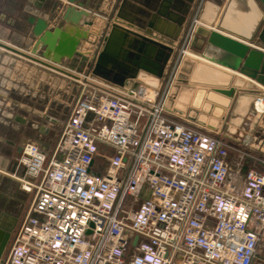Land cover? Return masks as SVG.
I'll use <instances>...</instances> for the list:
<instances>
[{"label": "built area", "instance_id": "2783aa9c", "mask_svg": "<svg viewBox=\"0 0 264 264\" xmlns=\"http://www.w3.org/2000/svg\"><path fill=\"white\" fill-rule=\"evenodd\" d=\"M149 93L82 92L53 149L23 145L11 176L33 199L1 264H253L264 161L232 175L218 139Z\"/></svg>", "mask_w": 264, "mask_h": 264}, {"label": "rangeland", "instance_id": "374dc122", "mask_svg": "<svg viewBox=\"0 0 264 264\" xmlns=\"http://www.w3.org/2000/svg\"><path fill=\"white\" fill-rule=\"evenodd\" d=\"M225 1L193 0V8L186 17L185 22L182 20L181 26H175L177 29H181L182 34L178 33L174 36L175 27L169 23H164L162 34L170 33L173 35L171 37L174 43L172 51L158 56L161 57V61L160 59L151 61L152 66L150 69L155 74L138 70L134 77H129L125 73V85L122 86L112 81L114 76H120L115 70L109 73V79L103 78L101 74L93 73L94 60L96 61V57L105 43L103 41L105 33L104 36H101L102 39L98 40L100 42L91 54L82 57L77 56L79 59L81 57L79 61L75 59L65 60L58 66L67 74L55 72L28 59L12 55L16 61L13 64V82L9 85L11 89L8 97L1 96L0 103L15 104V106L0 107V130H2V134L4 130H8L9 134H15L17 145H20L21 141L31 142L38 145L39 148L45 146L51 150L56 146L63 125L72 111L71 108L82 92L96 89L100 93L110 92L113 96L124 97L126 90L134 88L138 91L143 89L148 92H156L158 94L157 99H159L162 93L167 90L169 96L166 99L165 106L180 109L184 113V115L169 113L171 115L170 119L218 139L226 149L232 175L239 174L238 178H240L243 175V169H245L244 174L246 170L262 172L263 165L261 163L264 161V113L259 119L255 118V115H258L261 106L264 107V91L256 85L248 83L255 92H245L244 88L235 86L243 85L244 82L232 74L230 80L220 87H232L236 91L232 98L219 101L221 98L218 95L210 94V90L218 88L219 85L193 81L194 71L202 63L193 58L185 57L183 53L186 51L189 54L199 55L202 52V50L197 51L194 49L190 43L194 26L197 27L196 22H200L199 25L201 24L199 18L202 16L208 2L216 5L214 6L216 13L213 14L214 18L212 20L216 23V19L220 17L222 10L225 8ZM254 2L257 3L256 0ZM13 3L16 2L13 1ZM257 5L261 13L260 25L263 22L264 13L260 3H257ZM182 18L184 19L183 15ZM17 26L19 32L18 30L13 34L7 32L4 40L22 51L24 50L25 53H29L27 48L33 41L29 26L23 21L18 23ZM255 44L256 41L251 43L253 46ZM17 45H21V47ZM34 57L39 59L38 55ZM256 78L259 79L260 77L256 76ZM181 82L184 85L177 84ZM183 88L188 90L197 89L196 95L184 96L185 99L180 101L183 96H179V94ZM172 93L177 94V96L172 97ZM197 93L201 95H197ZM243 96L250 97L249 102L246 103L247 109L245 110L247 111L244 115L235 110L238 98ZM196 97H199L198 102L195 101ZM248 107L252 111L255 110L256 113L254 112L251 115V112H248ZM186 117H190L192 120L186 119ZM198 119L204 120L203 122L210 126H216L214 129L201 126L196 122ZM101 155L109 158L111 152L102 151ZM105 162V159H101L97 161V164L103 165ZM30 195L32 201L33 195ZM13 203L15 204V202ZM18 224L19 222H17V226ZM253 264H264V236Z\"/></svg>", "mask_w": 264, "mask_h": 264}, {"label": "crops", "instance_id": "0c3cea01", "mask_svg": "<svg viewBox=\"0 0 264 264\" xmlns=\"http://www.w3.org/2000/svg\"><path fill=\"white\" fill-rule=\"evenodd\" d=\"M15 1L16 3H13ZM36 0H0V43L2 45H8L12 48H16L17 50H21L10 43L4 40L6 39V33L16 32L18 28V23L25 22L27 26H29L30 31L32 30V25L28 23V17L32 16L35 18H43L48 22L50 28H55L58 25L62 27H70L65 23H62L59 19V15L63 11V7L65 4H61L56 8V12H53V6L55 4L54 0H45L39 8L34 6ZM82 3L83 9L88 12V21H92V26L90 28L85 27L84 29L88 32V39L81 43L80 47L78 48V53L74 57L76 61H79L82 56L89 55L91 52L96 48L99 44L104 33L107 35L109 28L111 27L112 19L115 15L116 10L118 9V5L121 0H80ZM18 2V3H17ZM211 2V1H210ZM206 3L202 16L199 18L201 21L196 22V26H194V31L191 33V46L194 47L197 51L202 50V52L196 56L198 58H194L196 61H202L205 66H208L209 69L215 68L217 70L226 72L230 71L228 68H224L220 64L216 63L213 60H208L204 58H214L217 62L227 64L226 66L232 68L233 71H236L237 74L241 75H250L255 74V77H261L262 81L264 82V72L261 70L262 67V60L264 58V50L263 48L255 44V46L251 45L252 36L254 34V27H256L257 19L261 16L260 9L257 3L254 0H226L225 1V8L222 10V14L218 19L213 22V14L216 13V9L213 3ZM261 19V17H260ZM261 21V20H260ZM260 23V22H259ZM164 30V23L159 25ZM259 26V25H258ZM257 26V27H258ZM257 29V28H256ZM255 29V30H256ZM105 30V32H104ZM162 30V31H163ZM215 32L217 35H221L223 37H229L235 41L240 42L241 44H245L248 47V52H246V62L247 65L244 66V59L240 60L237 56L229 53H225L221 49L215 47L210 40L211 35ZM181 33V29H177L175 27L173 35H177ZM105 35V36H106ZM190 35V34H189ZM251 38L250 40H248ZM34 40V39H33ZM33 41L31 42L29 47L27 48L29 51L33 45ZM20 46L21 45H17ZM254 47V48H253ZM22 51V50H21ZM24 51V50H23ZM22 51V52H23ZM192 55V54H191ZM77 56H81L80 59ZM188 57V56H185ZM191 58V57H190ZM191 58V59H192ZM27 60V59H26ZM205 60V61H204ZM14 62H16L12 54L5 50L0 46V97L5 96L8 97L10 92V84L13 82V72H14ZM95 62V60H94ZM208 64V65H207ZM255 64V65H254ZM213 67V68H211ZM206 68V67H205ZM206 68V71H210ZM226 70V71H225ZM241 71L245 73L242 74ZM258 75H257V73ZM217 73V72H215ZM219 73V71H218ZM240 78V76L233 74ZM249 77V76H248ZM231 78V75L225 78V82L214 81L204 78H196L193 77V81L198 83H207V84H215L219 85L218 88H214L210 90V94L218 95L219 100L222 99H230L232 97H226L223 94L219 93L218 91H227L232 87H220L223 84H226ZM241 79V78H240ZM252 79V78H251ZM242 80V79H241ZM243 85H235L238 88H244L245 92H255L249 84L254 85L252 82H248L246 80H242ZM256 81V79H253ZM257 82V81H256ZM177 83V84H181ZM249 83V84H248ZM176 85V83H175ZM177 86V85H176ZM13 89V88H12ZM200 89V88H199ZM234 89V88H233ZM262 89V88H261ZM179 90V89H178ZM235 90V89H234ZM264 91V89H262ZM236 91V90H235ZM234 91V93H235ZM150 92V91H149ZM197 89L193 88L192 90H188L183 88L179 96H183L181 100H184V96H193L196 95ZM149 94H153L150 92ZM208 94V95H210ZM197 95H201L197 93ZM177 94L172 93V97H176ZM224 97V98H223ZM2 99V98H0ZM250 97L243 96L239 97L237 101L236 111L238 113H246L247 109L246 106L249 102ZM223 102V101H222ZM226 105V104H225ZM8 106H15V104H2L0 103V107H8ZM223 108V106H222ZM221 108V109H222ZM226 108V106H225ZM249 108V107H248ZM171 114L175 115H184V113L180 109L176 108H168ZM251 112V115L254 114L255 110H251L249 108L248 112ZM182 112V113H181ZM256 113V112H255ZM262 113H264V107L259 108L258 115H255V118H261ZM186 119L192 120L190 117H186ZM202 120V118H201ZM201 120H196L199 125L209 127V129H214L216 125H208ZM4 124V123H3ZM16 139L15 134H9L8 130H4L2 134V130H0V218L1 213L8 215L9 217H14L18 222L19 219L22 218L25 213L27 212V208L30 205L31 195L26 194L21 191L19 183L12 178V174L16 176H21L22 171L16 167L17 158L19 153L15 151ZM42 150H49L47 147L43 146ZM229 171L231 172V166H229ZM244 176H241V178ZM15 202V204L13 203ZM21 220V219H20ZM7 224V223H6Z\"/></svg>", "mask_w": 264, "mask_h": 264}, {"label": "water", "instance_id": "95a60500", "mask_svg": "<svg viewBox=\"0 0 264 264\" xmlns=\"http://www.w3.org/2000/svg\"><path fill=\"white\" fill-rule=\"evenodd\" d=\"M45 0H36L34 6L39 8ZM180 0H121L119 7L112 19V25L107 35L103 39L104 46L97 55L94 64L93 73L101 74L103 78L109 79L112 70L117 71L120 76L113 77L112 81L120 86L125 85V73L129 77H134L138 70L155 72L151 70V61L160 59V55L165 52L170 53L174 46L170 33H164L160 30L161 23H169L172 26L182 25V16L184 12L176 7ZM260 3L264 13V0H256ZM53 13L61 4L64 9L59 15L62 23L70 27H62L58 25L50 28L48 22L39 17H28V23L32 25L31 34L33 36V45L29 53L21 52L8 45L0 46L5 50L11 51L17 56L43 65L55 72L67 74L58 66L63 61H71L78 53L81 43L88 39V32L85 27L90 28L93 24L88 21V12L83 9L80 0H54ZM263 22L257 27L253 36L252 43L256 44L264 50V16ZM210 42L225 53L233 54L238 59H244L246 62V52L248 47L229 37L221 35H211ZM38 55L39 59L36 56ZM157 56V58H156ZM161 61V59H160ZM264 63V58L262 60ZM263 66V65H262ZM264 72V69H261ZM242 74L245 73L241 71ZM252 79H256L264 85L261 77L257 79L255 74L248 75ZM234 89L227 91H218L226 97H232ZM245 172V169H243ZM14 217L1 213L0 218V256L5 247L10 229L6 225L15 222ZM7 223V224H6Z\"/></svg>", "mask_w": 264, "mask_h": 264}, {"label": "bare ground", "instance_id": "6f19581e", "mask_svg": "<svg viewBox=\"0 0 264 264\" xmlns=\"http://www.w3.org/2000/svg\"><path fill=\"white\" fill-rule=\"evenodd\" d=\"M260 17L261 16H259V19H257L258 21H257V24H256V27H254L255 29L257 28V26L259 25V22H260ZM162 27V26H161ZM160 26H159V28H160V30H163L162 28H161ZM255 29H254V31H255ZM251 38H249L248 40H250ZM254 48V47H253ZM12 55H14V56H16V57H19V56H17L16 54H14L13 52H11V51H9ZM184 53V55L185 56H188V57H194V58H198V56H196V55H191V54H189V52H183ZM204 58H206V59H210V60H213V61H215L216 63H218V64H220L221 66H223L224 68H228V69H230V71H226V72H223V71H220V70H217V69H215V68H213V67H211V68H213V70L212 69H209V67L208 66H205V65H202V64H204V63H202V61H200L202 64H199L198 65V67L196 68V70L194 71L195 72V76H196V78H204V79H209V80H214V81H220V82H225V78L226 77H228V76H230V75H232V74H236V75H238V76H240V78L243 80H246V81H248V82H252L254 85H256L257 87H259V88H262V89H264V85H262L261 83H257L256 81H253V79H251L250 77H248V76H246V75H241V74H237L236 73V71H233L232 70V68H230V67H228V66H226L227 64H224V63H220V62H217L214 58H207L206 56H204ZM199 59V58H198ZM205 61V60H204ZM208 65V64H207ZM255 65V64H254ZM263 66L261 67V69H264V63L262 64ZM208 68L210 71L208 72V71H206V68ZM218 71H219V73H218ZM215 72H217V73H215ZM216 81V82H217ZM197 99V100H196ZM198 100H199V97H196L195 98V101L196 102H198ZM166 110H167V112H169V113H171L170 111H169V109H168V107L166 108ZM263 161V160H262Z\"/></svg>", "mask_w": 264, "mask_h": 264}, {"label": "flooded vegetation", "instance_id": "af4514ba", "mask_svg": "<svg viewBox=\"0 0 264 264\" xmlns=\"http://www.w3.org/2000/svg\"><path fill=\"white\" fill-rule=\"evenodd\" d=\"M177 7L181 10L180 12H184L183 16H184V22L186 17H188L189 13L191 12L192 8H193V0H180L178 4H176ZM182 16V15H181ZM26 142L21 141V143H19L20 145H15V151L18 152L19 154L21 153L22 147ZM17 220H15V222L11 223L10 225H6L10 231L8 232V238L6 240L5 243V247L3 249V252L1 253L0 256V264H1V260L3 259V257L5 256V254L7 253L9 247H10V243L11 240L16 232V226H17Z\"/></svg>", "mask_w": 264, "mask_h": 264}]
</instances>
